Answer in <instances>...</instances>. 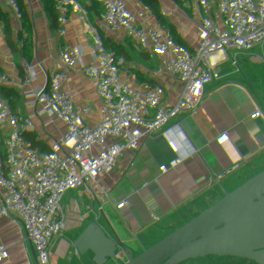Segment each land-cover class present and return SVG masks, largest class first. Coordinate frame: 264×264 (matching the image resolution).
<instances>
[{
  "label": "built area",
  "instance_id": "2783aa9c",
  "mask_svg": "<svg viewBox=\"0 0 264 264\" xmlns=\"http://www.w3.org/2000/svg\"><path fill=\"white\" fill-rule=\"evenodd\" d=\"M178 1L214 16V23L208 29L214 42H204L187 25L157 27L160 22L150 18L125 19L115 3L113 12L119 14L117 22L124 26L127 37L123 44L115 42L113 36L114 43L104 41L113 63L124 67L120 79L111 70L106 86L111 92L122 94L124 109L133 122L147 127L143 110L152 105L158 132L165 140L176 128L180 152L170 145L162 146L157 154L158 170L152 180L130 171L125 160L109 152L102 140L93 142L88 138L86 127L91 119L87 108L78 101L71 106L59 96L60 86L54 71L52 81L43 82L45 65L51 63V49L42 41L39 11L30 12L32 25L26 38L24 68L26 80L34 84L32 108L45 117L49 128L60 134L61 152L70 159H81L109 185H120L121 200L137 206L142 218L134 232L122 234V217L118 213L94 218L82 212L79 207L82 187L72 178L64 177L51 156L55 189L42 192V179L21 171L18 179L21 196L0 215V235L6 244L25 255L24 264H110L129 247L157 234L164 215L176 207L169 188L171 183L188 177L210 179L235 164L239 147L250 134L245 125L248 117L257 121L264 144L261 136L264 132V54L260 46L264 39V0ZM144 25L145 31L139 32L138 28ZM227 42L238 52L242 64L231 56ZM78 55H82L80 47ZM18 60L15 51L3 46L0 73L9 81L13 80ZM215 70L219 77L210 79L209 74ZM0 92L6 98L9 86L2 83ZM199 93L200 100L206 101L203 112L195 105L194 96ZM11 113L16 164L22 169L29 118L16 106L9 105L7 109L0 101V114L7 118ZM36 196L55 210L56 222L61 228L59 248L53 254L42 251L49 237L35 235L28 221L21 217L28 199ZM219 244L215 239L210 247ZM138 260V255L133 254L124 263L137 264Z\"/></svg>",
  "mask_w": 264,
  "mask_h": 264
},
{
  "label": "crops",
  "instance_id": "0c3cea01",
  "mask_svg": "<svg viewBox=\"0 0 264 264\" xmlns=\"http://www.w3.org/2000/svg\"><path fill=\"white\" fill-rule=\"evenodd\" d=\"M39 24V30L43 32L47 27V20L42 14L39 15ZM72 27L78 49L81 47L80 38L75 27ZM7 29L10 30L9 33ZM12 31L13 28H0V54L5 36ZM112 36L107 39L109 42L124 43L123 39L119 37L116 39L115 36L113 37L116 40L113 41ZM175 37L179 38L178 35ZM45 66L47 67L43 70L42 80L44 83H50L54 71L53 66L52 63ZM123 68V65L117 62L111 67L119 79ZM216 74V70L213 74H209L210 79H217L219 75ZM83 78L86 80L87 74H83ZM10 82L12 86L20 89L25 106L22 112L29 118V133L26 141L25 165L19 169L16 164L17 151L15 152L7 145L0 129V215L5 213L10 204L16 202L21 196L18 184L21 171L29 175H38L42 179L40 187L42 192L49 193L55 189L50 164L51 156H53L64 177L69 178L68 173L70 172L79 174L82 182L80 186L83 189L79 200L82 212L94 218H104L109 214L118 213L122 217L120 233L134 232L142 218V213L137 206L121 200L120 185H109L102 179V181L99 180V186L102 187L100 190L94 180L97 173L88 169L90 166L85 165L81 159L66 157L60 150L61 142L57 145L54 139H47L45 136L49 135L50 128L45 117L32 108V98L28 96L34 84L27 80L25 85L19 86L14 79ZM86 90L88 93L92 92L98 109L110 123L118 128L120 141L126 153L133 156L134 162L131 163L126 154L117 151L109 137L101 132L92 120L86 127L88 138L93 142L102 140L109 152L125 160L130 171L140 173L152 180L158 170L159 149L170 145L180 152L177 145L176 128L165 140L158 132L152 105H147L143 110L147 127L142 128L135 125L136 129L141 132L139 135L131 127L134 124L133 121L124 120L113 105L100 93L92 90L87 83ZM200 96V93L196 94L194 100L198 111L203 112L206 110V101L204 98L200 100ZM66 102L74 106L77 100L68 95ZM245 125L250 134L247 140L240 145L239 156L235 164L210 179L188 177L171 183L169 188L176 207L164 215L157 234L149 240L129 247L119 259L110 264H126L124 262L128 261L133 254L139 257L137 264H240L248 262L240 257L233 247L240 249L252 260H264V144L258 134L257 121L253 117H248ZM33 133H37V136L34 137ZM261 136L264 137V132ZM60 140H62L61 136ZM114 201L117 202L114 203ZM21 217L28 221L35 235L49 237L48 242L42 246L45 254H53L58 250L61 228L56 222L55 210L52 207L47 206L39 196H36L28 199ZM215 239L219 240V246L210 247ZM24 262L25 255L19 249L6 244L0 235V264H24Z\"/></svg>",
  "mask_w": 264,
  "mask_h": 264
},
{
  "label": "trees",
  "instance_id": "16d2710c",
  "mask_svg": "<svg viewBox=\"0 0 264 264\" xmlns=\"http://www.w3.org/2000/svg\"><path fill=\"white\" fill-rule=\"evenodd\" d=\"M113 3L119 6V14L125 19L133 21L135 18H150L160 22L157 27L168 24L187 25L204 42H214L208 30L214 23V16L178 0H0V28H13V31L5 36L4 46L19 55L12 76L18 86L25 85L24 62L28 50L26 38L32 25L30 12L37 10L46 18L47 27L41 36L43 43L51 49V63L57 84L66 90L70 98L76 99L89 110L90 119L97 128L109 137L117 151L126 154L133 163V156L126 153L120 141L118 128L110 123L98 109L92 92L88 93L86 90L87 83L92 87V90L100 93L104 99L111 103L124 120L133 121L130 113L123 107L122 94L111 92L106 86V79L111 73L113 60L104 41L111 35L118 39L119 32L124 28L117 22L119 14L113 12ZM72 26L75 27L80 38L81 56L78 55ZM145 29L144 25L139 27L138 31L143 32ZM227 44L231 56L242 64L238 52L232 48L230 42ZM260 46L264 54V39L260 42ZM198 72L201 73V71ZM83 74H87L86 80L83 78ZM2 83L9 86V92L6 98L1 96L0 92V101L7 109L9 105H14L18 110L24 111L25 106L19 87L12 86L7 76L0 73V85ZM28 96L32 98L31 91L28 92ZM12 122L13 113L7 118L0 114V129L3 137L7 145L16 152ZM135 125L134 123L131 127L141 135ZM58 134L57 131L50 128L49 135L45 136L47 139H54V143L59 145L61 140ZM50 151L52 152V149ZM68 174L77 186L82 185L79 174L75 172Z\"/></svg>",
  "mask_w": 264,
  "mask_h": 264
},
{
  "label": "water",
  "instance_id": "95a60500",
  "mask_svg": "<svg viewBox=\"0 0 264 264\" xmlns=\"http://www.w3.org/2000/svg\"><path fill=\"white\" fill-rule=\"evenodd\" d=\"M119 39H124L127 37V32L125 30H121L118 34ZM57 92L59 94V96L62 99H66L68 94L66 92V90L63 87H58ZM264 224V223H263ZM233 249L238 252L239 256L242 257L243 259L248 260V262H250L251 264H264V260L262 261H254L252 259H250L248 256H246L240 249H238L237 247H233Z\"/></svg>",
  "mask_w": 264,
  "mask_h": 264
},
{
  "label": "rangeland",
  "instance_id": "374dc122",
  "mask_svg": "<svg viewBox=\"0 0 264 264\" xmlns=\"http://www.w3.org/2000/svg\"><path fill=\"white\" fill-rule=\"evenodd\" d=\"M7 31H8V33H9V29H7ZM88 169H90L91 171H93L94 172V170L91 168V167H88ZM94 180H95V182L97 183V185H98V188L100 189V190H102V187L101 186H99V180H101L102 181V179H101V177L99 176V175H97L96 174V176L94 177ZM107 194H108V192H106ZM254 261H257V260H254ZM240 264H251L250 262H246V263H240Z\"/></svg>",
  "mask_w": 264,
  "mask_h": 264
}]
</instances>
